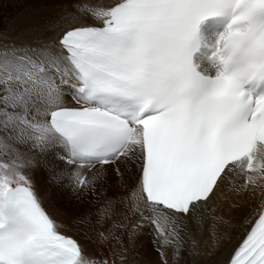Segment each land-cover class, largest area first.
Instances as JSON below:
<instances>
[{
    "label": "snow or ice",
    "instance_id": "snow-or-ice-1",
    "mask_svg": "<svg viewBox=\"0 0 264 264\" xmlns=\"http://www.w3.org/2000/svg\"><path fill=\"white\" fill-rule=\"evenodd\" d=\"M18 40L0 48V264H116L88 247L119 239L96 228L117 203L181 264L225 191L260 196L226 264H264V0H78ZM36 172L82 203L110 173L125 193L60 219Z\"/></svg>",
    "mask_w": 264,
    "mask_h": 264
},
{
    "label": "bare ground",
    "instance_id": "bare-ground-1",
    "mask_svg": "<svg viewBox=\"0 0 264 264\" xmlns=\"http://www.w3.org/2000/svg\"><path fill=\"white\" fill-rule=\"evenodd\" d=\"M76 2L78 1L73 3ZM43 20L44 18H40L34 25H42ZM241 178H244L242 174L235 177L237 184H239ZM33 180L38 191L46 193L50 204L60 210V219H70L95 211L101 206L104 195L117 198L125 193L122 182L111 173L104 184L103 194L100 191L95 195L90 194L84 198L83 203L76 198L71 190L50 184L44 174L40 172L34 174ZM259 200V195L254 196L248 192L237 196L230 191H225L223 195L218 194L214 197L203 213L204 223L198 229H194L192 225H189L188 231L194 234L197 241L196 253L189 255L188 251L185 250L181 264H194L195 261L197 264H226L230 254L249 228L247 220L255 218L254 210L257 208ZM124 213L123 205L117 203L116 212L111 220L96 226L98 231L107 233L112 230L119 239L110 237L103 248L96 249L95 246L90 245L88 251L115 253V259L126 253L128 264H142L136 262L137 257L144 251H150L152 253V264H159V255H156L158 245L154 243L155 232L153 227L145 221H140L138 217L129 215L125 219ZM220 218H223V222H220ZM135 223H140L142 226L136 229V234L130 241L128 233L132 231ZM114 224H126L128 227L113 229ZM91 235L95 236V233L93 232ZM188 247H191L190 242ZM139 248L142 250H139Z\"/></svg>",
    "mask_w": 264,
    "mask_h": 264
},
{
    "label": "rangeland",
    "instance_id": "rangeland-1",
    "mask_svg": "<svg viewBox=\"0 0 264 264\" xmlns=\"http://www.w3.org/2000/svg\"><path fill=\"white\" fill-rule=\"evenodd\" d=\"M74 1L78 0H0V48L5 44L19 43L20 34L40 18L53 14V10L58 4L68 6ZM243 181L244 178H241L239 184ZM139 250L142 249L139 248ZM121 256L125 257L123 264H128L126 253L117 257L116 264H122ZM168 256L170 259V250H168ZM136 262L152 264V253L144 251L137 257ZM159 264H161V260ZM194 264L197 262L195 261Z\"/></svg>",
    "mask_w": 264,
    "mask_h": 264
}]
</instances>
